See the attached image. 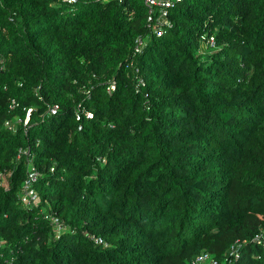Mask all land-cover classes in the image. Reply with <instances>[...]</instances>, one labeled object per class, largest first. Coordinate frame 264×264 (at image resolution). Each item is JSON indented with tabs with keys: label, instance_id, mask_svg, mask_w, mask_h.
I'll return each instance as SVG.
<instances>
[{
	"label": "trees",
	"instance_id": "obj_1",
	"mask_svg": "<svg viewBox=\"0 0 264 264\" xmlns=\"http://www.w3.org/2000/svg\"><path fill=\"white\" fill-rule=\"evenodd\" d=\"M161 13L0 0V264H264V0Z\"/></svg>",
	"mask_w": 264,
	"mask_h": 264
},
{
	"label": "built area",
	"instance_id": "obj_2",
	"mask_svg": "<svg viewBox=\"0 0 264 264\" xmlns=\"http://www.w3.org/2000/svg\"><path fill=\"white\" fill-rule=\"evenodd\" d=\"M69 2H76V0H67ZM182 0H145V3L147 4V6L149 7L150 10V20L153 19V17L151 16L153 14V12L155 11L156 8H160L162 13H161V17H160V22L162 25L168 24L167 20L165 19V17L168 14V8L173 7L175 5V2H180ZM164 33L163 29H159L158 31V35L161 36ZM142 43V42H140ZM209 43L210 45H214V37H211L209 39ZM1 62V60H0ZM110 90H115V85H112L110 87ZM16 106V102L13 100L11 107L14 108ZM53 113H55V111H53ZM29 120V116H27L26 120H25V125H27ZM7 126L11 127L10 123L7 122L6 124ZM39 179V172L35 167H31L28 170L27 173V177L26 180L24 182V186L22 189V194H21V202L25 205V206H32L35 205L38 202L39 199V195H38V191L36 188L37 182ZM52 220L54 222H57V220H55L54 218H52ZM94 240L96 243L100 244L102 243V240L99 238L94 237ZM256 240L258 242H262V235H257L256 236ZM235 251H237L236 248H234L233 254H235ZM237 255V254H236ZM215 264L216 262L212 259V256L210 255V253L204 251L202 252L195 261L192 262V264Z\"/></svg>",
	"mask_w": 264,
	"mask_h": 264
},
{
	"label": "rangeland",
	"instance_id": "obj_3",
	"mask_svg": "<svg viewBox=\"0 0 264 264\" xmlns=\"http://www.w3.org/2000/svg\"><path fill=\"white\" fill-rule=\"evenodd\" d=\"M4 182V184H5V181H3ZM209 264V263H208Z\"/></svg>",
	"mask_w": 264,
	"mask_h": 264
}]
</instances>
